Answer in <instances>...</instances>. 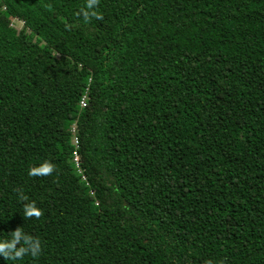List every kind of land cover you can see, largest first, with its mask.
<instances>
[{
  "label": "trees",
  "instance_id": "1",
  "mask_svg": "<svg viewBox=\"0 0 264 264\" xmlns=\"http://www.w3.org/2000/svg\"><path fill=\"white\" fill-rule=\"evenodd\" d=\"M85 7L0 0V264H264V0Z\"/></svg>",
  "mask_w": 264,
  "mask_h": 264
},
{
  "label": "clouds",
  "instance_id": "2",
  "mask_svg": "<svg viewBox=\"0 0 264 264\" xmlns=\"http://www.w3.org/2000/svg\"><path fill=\"white\" fill-rule=\"evenodd\" d=\"M99 0H86V7L81 8V13L85 21H88L90 18H95L102 20L103 16L96 10ZM55 170V165L49 162H44L39 167H33L29 170L30 176H48L53 173ZM23 200H27L26 196L21 197ZM24 213L27 218L35 217L39 219L43 215V211L39 209L35 202L27 203L24 206ZM22 230L20 228L16 229L13 233V239L10 242H0V256H3L5 259H19L22 258L25 254L31 253L32 256L39 255L41 251L40 241L34 239L31 236H25L23 239V246L17 248V244L21 242ZM211 264V262H207Z\"/></svg>",
  "mask_w": 264,
  "mask_h": 264
},
{
  "label": "built area",
  "instance_id": "3",
  "mask_svg": "<svg viewBox=\"0 0 264 264\" xmlns=\"http://www.w3.org/2000/svg\"><path fill=\"white\" fill-rule=\"evenodd\" d=\"M87 91H88V89L85 90V93L83 94V96H82V98H81V100L79 102V107L80 108H84L86 106ZM70 133H71V137H72V142L71 143H72V146L74 147V150L72 152L71 161L74 164L77 173H79L81 178L83 180H85V177L82 175L81 169H80V154L77 151L78 146H79V142H78V138H77V125H76L75 122L70 125Z\"/></svg>",
  "mask_w": 264,
  "mask_h": 264
},
{
  "label": "rangeland",
  "instance_id": "4",
  "mask_svg": "<svg viewBox=\"0 0 264 264\" xmlns=\"http://www.w3.org/2000/svg\"><path fill=\"white\" fill-rule=\"evenodd\" d=\"M12 25L15 26V23L14 24L12 23Z\"/></svg>",
  "mask_w": 264,
  "mask_h": 264
}]
</instances>
